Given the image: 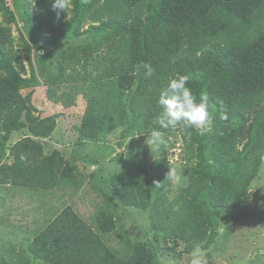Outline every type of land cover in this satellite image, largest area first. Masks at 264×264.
<instances>
[{
  "label": "rangeland",
  "instance_id": "374dc122",
  "mask_svg": "<svg viewBox=\"0 0 264 264\" xmlns=\"http://www.w3.org/2000/svg\"><path fill=\"white\" fill-rule=\"evenodd\" d=\"M3 2L13 16L4 9ZM100 3L87 11L76 25L75 34L67 32L48 47L34 39L62 28L72 15L71 0L64 11L54 9L53 0H0V23L5 30L3 60L10 61L28 81L19 88L21 97L13 98L4 113L16 117L21 102L33 118L31 121L20 115L25 127L12 130L4 141L0 126V162H13L11 146L20 143L19 158L30 169L40 171L46 177L44 184H49H0V264H47L30 252V240L67 206L99 233L117 258L127 259L138 243L149 250L156 264H190L192 252L187 248L195 236L187 231L185 221L197 217L200 222L206 221L203 215L207 213L216 231L211 247L200 248L206 253L207 264H264V159L244 190L242 180L253 168L252 153L239 164L232 163L230 171L222 169L225 162L219 165L210 157L207 145L203 144L201 151L194 140L185 138L181 125L162 131L165 143L151 145L148 132L152 129L144 130L143 126L147 120L145 90H152L154 95L168 81L147 77L132 90H122V98L115 95L118 88L114 84L96 87L97 95L89 103L97 117L96 138L90 140L78 132L82 116L87 113L89 86L107 70L108 58L120 38L113 26L99 32L93 29L103 18L96 13ZM24 9L31 14L29 25L24 20ZM25 41L31 44L29 61ZM182 48L176 49L172 57ZM42 58L44 62L40 63ZM57 72L58 77H54ZM6 75L0 64V78ZM140 86L141 93L131 103L129 94H135ZM213 110L210 108L211 114ZM4 113L0 110V124ZM38 120L46 126L53 124L49 134H44ZM232 128H237L235 123L227 127L211 119L210 131L202 135L203 143L215 133L231 137ZM244 141L245 134L241 133L235 140L236 150L242 149ZM203 162L210 166L211 181L207 183L212 182L214 193H199L196 204L203 205L200 211L194 203V191ZM141 172L148 173L146 185ZM118 174L129 186L142 184L133 192L146 196L145 206L121 204L111 182ZM220 196L224 201L243 202L225 208L212 201V197ZM100 217L113 218L115 226L101 232ZM207 227L208 237L212 227Z\"/></svg>",
  "mask_w": 264,
  "mask_h": 264
},
{
  "label": "trees",
  "instance_id": "16d2710c",
  "mask_svg": "<svg viewBox=\"0 0 264 264\" xmlns=\"http://www.w3.org/2000/svg\"><path fill=\"white\" fill-rule=\"evenodd\" d=\"M98 2L100 0H71L72 15L64 22L62 28H59L57 33L53 31L49 36L38 35L34 40H38L41 45L52 47L65 33L75 34L76 25ZM3 4L4 9L13 16L8 5L4 2ZM39 5L48 7V4ZM26 10L24 9V20H31V14ZM96 13L101 14L103 18L95 28L90 29L99 32L113 26L112 30L120 34V38L116 42L112 57L108 58L107 70L97 76L89 86L87 113L82 116L78 132L84 138L95 140L97 117L89 106L97 95L94 90L105 84H114L118 88L115 95L122 98V90H132L133 86L143 84L147 78L145 69H137L138 65L150 63L154 69V75L151 77L163 79L162 81H168L176 73L190 74L192 79L189 86L197 98L201 91L206 90L209 94L210 108L214 109L212 120L227 127L235 123L237 128H232L235 134L230 135L231 137L215 133L203 143L204 136L196 129L181 125L185 129L184 137L194 140L201 151L207 145L210 157L218 161L219 165L220 161L225 162L221 168L228 171L232 163L239 164L252 153L250 162L253 161V168L242 180L243 189L249 185L264 159V0H101ZM4 32L0 23V64L7 74L0 78L2 113L8 109L13 98L21 97L20 86L28 84L10 61L3 60L1 50L4 48ZM30 46V42L25 41L28 61ZM179 47H183L181 52L172 57ZM39 61L44 62L43 58ZM102 61L105 64L103 58ZM20 69H23V66ZM58 74L57 72L53 75L58 77ZM157 79L154 80L158 82ZM140 89L141 86L135 89V94H129L132 97L131 103L141 93ZM145 92L147 120L143 126L144 130H148L157 127L155 120L160 108L156 103L158 93L153 95L152 90ZM17 106L19 109L16 117L10 113L2 115L0 126L4 131L1 137L3 141L12 130L25 127L26 123L19 118L20 115L24 114L28 120H33L23 103L20 102ZM221 112L227 113L226 119L221 118ZM42 122L38 120V124L43 126L44 134H49L53 124L46 126ZM29 127L33 129L32 124H29ZM241 133L245 134V141L242 149L236 150L235 140ZM19 144L11 146L14 152L13 162H0V184L12 182L36 187L49 185L44 184L46 177L41 176L40 171L30 169L31 166L19 158ZM208 167L210 168L209 164H201L200 181L194 191V203L199 210L203 207L202 204H196L199 193L208 191L210 196L214 193L212 182L207 183L211 181ZM143 175V185H146L148 173L141 172L140 177ZM115 177L117 179L111 182L122 205L145 206L146 196L133 192L142 188V184L129 186L121 174ZM212 181L215 183L217 177ZM223 197H212V201L225 208L243 202V199L224 201ZM199 216L202 218V212ZM203 217L206 221L200 222L198 217L189 222L185 221L187 231L195 236V243H191L187 248L189 252L195 248L207 249L214 241L216 231L210 221L211 216L205 213ZM115 223L113 218L106 217L104 220L100 217V231L112 229ZM207 226L212 227L208 237ZM29 249L35 257L47 264H156L152 261L149 250L138 243L134 245L133 253L127 259L117 258L114 251L102 241L99 233L78 218L68 206L30 240Z\"/></svg>",
  "mask_w": 264,
  "mask_h": 264
},
{
  "label": "clouds",
  "instance_id": "9594fccd",
  "mask_svg": "<svg viewBox=\"0 0 264 264\" xmlns=\"http://www.w3.org/2000/svg\"><path fill=\"white\" fill-rule=\"evenodd\" d=\"M34 2V0H33ZM70 5V0H53L54 9L65 10ZM143 67L145 76L154 75V69L150 63L138 65ZM192 79L190 74L176 73L170 77L166 86L158 92L157 106L160 108L154 127L149 133V143L159 146L166 141L161 130H174L183 125L196 129L200 135L210 131L212 114L210 112V99L208 92L201 91L197 98L193 89L189 86ZM222 119L227 118L226 112H221ZM190 264H207L206 253L200 248L193 249Z\"/></svg>",
  "mask_w": 264,
  "mask_h": 264
}]
</instances>
